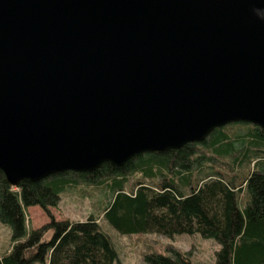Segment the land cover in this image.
I'll return each mask as SVG.
<instances>
[{"label": "water", "instance_id": "95a60500", "mask_svg": "<svg viewBox=\"0 0 264 264\" xmlns=\"http://www.w3.org/2000/svg\"><path fill=\"white\" fill-rule=\"evenodd\" d=\"M264 0H0L12 186L264 128Z\"/></svg>", "mask_w": 264, "mask_h": 264}, {"label": "trees", "instance_id": "16d2710c", "mask_svg": "<svg viewBox=\"0 0 264 264\" xmlns=\"http://www.w3.org/2000/svg\"><path fill=\"white\" fill-rule=\"evenodd\" d=\"M85 186L106 192L100 216L120 233H199L220 244L216 264H264V128L258 125L233 122L203 142L141 153L121 167L104 163L91 172L65 171L18 186L0 170V222L12 229L0 264H117L118 249L100 216L58 220L51 212L63 192L80 187L90 193ZM31 206H40L50 221L29 228ZM168 249L146 254L145 263L194 264L191 251Z\"/></svg>", "mask_w": 264, "mask_h": 264}, {"label": "rangeland", "instance_id": "374dc122", "mask_svg": "<svg viewBox=\"0 0 264 264\" xmlns=\"http://www.w3.org/2000/svg\"><path fill=\"white\" fill-rule=\"evenodd\" d=\"M230 124V123H229ZM227 124V125H229ZM139 177L136 174L132 179ZM81 187V186H80ZM80 187L62 193L58 207H52L51 212L58 220H86L89 216L99 217L107 203V194L97 188L86 187L90 193H82ZM69 190V189H68ZM91 194V195H90ZM29 228L38 229L50 221L48 214L40 206H31L27 210ZM99 224L111 237L118 249L120 259L117 264H146L148 253L169 254V246L173 245L183 252L191 251L194 264H216V252L220 244L213 238H205L199 233L177 234L168 237L159 233L123 234L109 222L99 217ZM52 235L49 232L46 238ZM12 229L0 222V255L11 247ZM31 264H46L43 261H33Z\"/></svg>", "mask_w": 264, "mask_h": 264}, {"label": "clouds", "instance_id": "9594fccd", "mask_svg": "<svg viewBox=\"0 0 264 264\" xmlns=\"http://www.w3.org/2000/svg\"><path fill=\"white\" fill-rule=\"evenodd\" d=\"M257 14H258L261 18H264V12H260L259 10H257Z\"/></svg>", "mask_w": 264, "mask_h": 264}]
</instances>
